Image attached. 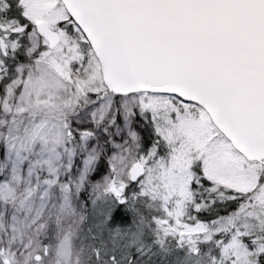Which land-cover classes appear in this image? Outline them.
<instances>
[{
	"label": "snow or ice",
	"instance_id": "snow-or-ice-1",
	"mask_svg": "<svg viewBox=\"0 0 264 264\" xmlns=\"http://www.w3.org/2000/svg\"><path fill=\"white\" fill-rule=\"evenodd\" d=\"M0 264H264V0H0Z\"/></svg>",
	"mask_w": 264,
	"mask_h": 264
}]
</instances>
